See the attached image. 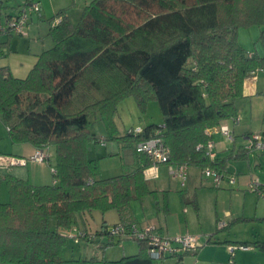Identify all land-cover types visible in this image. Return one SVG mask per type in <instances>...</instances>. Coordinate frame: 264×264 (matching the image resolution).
I'll list each match as a JSON object with an SVG mask.
<instances>
[{"label": "trees", "instance_id": "1", "mask_svg": "<svg viewBox=\"0 0 264 264\" xmlns=\"http://www.w3.org/2000/svg\"><path fill=\"white\" fill-rule=\"evenodd\" d=\"M20 13L5 14L0 3L2 24ZM29 13L34 12L27 13V20ZM47 21L51 46L37 55L26 76L0 67V119L10 140L36 149L53 146L55 152L51 184L33 185L0 171L9 195L0 203V264H87L101 260L69 258L67 251L81 241L134 240L111 234L110 227L137 224L132 202L142 204L154 193L144 178L152 159L136 149L154 128L161 130L169 164L224 174L228 158H209L197 146L212 138L206 129L237 116L235 100L243 82L264 69V52L245 50L237 37L239 28L257 25L264 49V0H91L76 21L67 8ZM11 33L6 29L2 35ZM128 96L142 110L155 100L162 123L145 125L138 134L130 127L99 137L92 117L111 120ZM106 140L118 143L115 154L125 171L101 177L99 158L89 152ZM247 154L238 149L234 157ZM110 210L119 221L108 225L103 219L100 227H89L95 211L104 216ZM70 229L80 232L77 242L66 236ZM137 245L135 254L103 261L153 264L146 244ZM253 245L264 251V241ZM196 249L174 255L178 264Z\"/></svg>", "mask_w": 264, "mask_h": 264}, {"label": "crops", "instance_id": "2", "mask_svg": "<svg viewBox=\"0 0 264 264\" xmlns=\"http://www.w3.org/2000/svg\"><path fill=\"white\" fill-rule=\"evenodd\" d=\"M27 1L28 0H0V3L3 7V13L15 16L20 13ZM31 1L39 3L40 14H37L36 16L35 13H29V21H27L26 24L27 34L25 36H20L16 33L4 34L1 35L0 40V67L6 66L16 77H20V75L11 71V65L8 61V59H10L9 55L15 53L14 56H17L19 55V50H23L22 52H25V55L31 57V63L26 64L27 67H29L28 70H30L37 59V55L42 50L47 49L48 46L50 47L47 38L42 39L43 36L50 37L48 35L49 23L47 19L63 8H67V14L71 18L72 9L79 10L80 14L81 7L89 3L91 0ZM44 23H47V25L45 26ZM30 36L31 40L29 41L27 39ZM31 46H33V49ZM12 59L16 62L22 63L20 59L17 60L15 57ZM235 105L238 122L234 123L231 118L223 122V124H226L233 132V140H226L221 133H214L212 135V140L214 142V157L228 158L223 171L224 177L219 187L213 186L211 179H207L202 174L201 169L195 166H188L187 177L183 183L180 178H173L169 173L170 166H175L174 164L158 163L156 167H148L144 171V178L147 181L149 188L154 190V193L147 195L142 204L138 202L140 204V211L133 207L132 204L135 222L138 225H154L156 231L163 236L171 237L180 234H192L197 237V249L182 255L181 264H223V261L227 259L228 255H230L229 258L231 262L233 258L237 257L242 260L241 258L243 257L256 258L260 255L258 252H255L252 246L247 242H243V246L248 247L243 250L238 248L241 243L233 251H231L229 246L233 245L230 241L231 236L237 238V233L234 232L231 227L232 224L236 227H239L241 224L253 225L251 228L260 232L255 233V231H252L250 233L252 238H255L256 241H264V238H259L260 236L264 237V221L261 220L264 219V193L257 194L256 192L249 190V184L253 179H258L262 189H264V177L255 173L256 167L259 166L256 155L258 152L262 153V151H248L247 157H234L238 149L244 148L247 138L252 132H264V128L261 127V125H264V69L258 70L243 82L242 95L235 100ZM244 108L247 109V112H245ZM260 123L261 125H259ZM105 142L106 141L103 143L104 146ZM115 143L116 146L109 151L110 153L115 154L118 151V143L116 141ZM51 148L52 146L45 149L49 155L48 161L43 163L31 162L30 164L28 163L19 168L13 167L7 170H2L1 176L4 174H13L18 177L26 178L33 185L51 184L53 182L52 168L55 163L50 159L52 156ZM35 149V147L27 143H12L10 150L6 151L5 154L28 156ZM190 168L193 170L190 171ZM163 171H166L169 178L168 184L165 183V185L162 182L160 185H155L154 182V187H151L150 182L157 181L161 177ZM49 175L52 176L51 181H49ZM232 175H235V182L230 184L228 182V177ZM204 181L208 182V186L203 185ZM2 183L3 182H0V184ZM186 183L193 186L191 198L188 202L183 201L181 198L182 194H180L185 190L182 187H186ZM234 186H236L235 190H237V192L234 190ZM240 191H242V193ZM172 194H178L179 202L193 205L196 213V220L192 229L187 227L188 225L186 222V227L180 228L175 223L172 224L167 221V215L172 210ZM159 195H163L166 200L160 202L157 199ZM203 206H206V210H204ZM162 210L164 211V215H160ZM184 211H187L186 208H183V212ZM106 213L103 216L106 224L109 225L119 221L116 212V218H114V216L112 217L113 219L111 222L107 221ZM219 221H224L226 225L219 228ZM257 223H260L261 225ZM227 229L229 230L227 231ZM209 237H211L210 240H208ZM135 250L136 248L128 251L125 248L122 250V253L115 255V257L113 255H108L107 253L106 257L105 254L103 255L105 258L104 260H116L124 255L135 254ZM192 255L195 256L192 257ZM167 258L168 257L164 259ZM177 258L178 257L173 259L174 262H171V264H178Z\"/></svg>", "mask_w": 264, "mask_h": 264}, {"label": "rangeland", "instance_id": "3", "mask_svg": "<svg viewBox=\"0 0 264 264\" xmlns=\"http://www.w3.org/2000/svg\"><path fill=\"white\" fill-rule=\"evenodd\" d=\"M36 16L38 13H35ZM28 15V14H27ZM79 15V10L77 9H72L71 10V19L73 21H76L78 19ZM29 18V16H28ZM29 21V20H27ZM30 23V22H29ZM46 26L47 23H44ZM260 27L257 25H252L249 27H241L238 30V41L239 44L247 51L249 52H259L262 53L264 49H262L261 43L258 39L259 34H260ZM22 36V35H20ZM25 36V35H23ZM47 38L49 45L51 46V39L50 37L43 36L42 39ZM31 40V36L27 39ZM33 49V46H31ZM49 47V46H48ZM19 55L14 56L15 53H11L9 55L8 61L10 63V69L14 73H17V75H20V77H24L29 71V67H27L26 64L31 63L30 61V56L25 55V52H22L23 50H19ZM33 51V50H31ZM17 58V60H21L22 63L14 61L12 58ZM245 109V112H247V109ZM93 119V129L95 132L99 135V137H106L110 134H122L125 132V130L129 129L130 127H137V126H142L144 127L145 125L148 124H161L162 123V113L159 109L158 103L155 100H151L147 103L145 110H142L139 105L137 104L135 98L133 96H128L126 98H123L117 105V110L113 114L112 119L109 120L106 117H100L97 116L95 119ZM261 125V123L259 124ZM262 128H264V125H261ZM102 143H97L91 146V150L89 152L90 157H98V168H99V173L98 175L101 177H107V176H112L116 174H120L125 171V168L122 166V161L119 155H106L110 150L114 149L116 146L115 141L113 140H106L105 146ZM12 145V141L9 138L8 131L4 123L0 119V153H6V151L10 150V146ZM51 161L55 162V152H54V147L52 146L51 148ZM258 158L257 161L259 162V166L256 167L255 173L257 175L264 177V151L262 153L258 152L256 155ZM31 162H29L30 164ZM30 166V165H29ZM15 168H19L20 166H14ZM13 168V167H11ZM49 168V167H48ZM7 170V169H4ZM190 171L193 170L192 168L189 169ZM198 170V169H197ZM49 171V170H48ZM36 172V171H35ZM34 174V172H33ZM39 174V173H37ZM40 175V174H39ZM235 177V175H233ZM187 177V176H186ZM52 176L49 175V181H51ZM168 176L166 171L162 172L161 177L157 181H151L150 186L154 187V182L155 185H160L162 182L165 184H168ZM208 179V178H207ZM0 182H3L0 184V203L8 201L9 195H8V190L7 186L5 185L4 181L0 177ZM189 183V182H188ZM187 184L186 187H182L185 190L182 191L180 194H182L181 198L183 201L188 202L191 198V191L193 186L190 184ZM208 182L204 181L203 185H207ZM165 184V185H166ZM172 185V184H171ZM211 186V185H209ZM159 187V186H157ZM166 187V186H164ZM173 187V186H170ZM167 188V187H166ZM213 188V187H209ZM236 189V186H234V190ZM237 192V190H235ZM242 193V191H240ZM157 199L160 202H163L166 200V198L163 195H159ZM178 194H172V210L170 213L167 215V221L169 223H175L177 226L180 228H185V222L187 223V227L189 229H192L193 224L196 220V213L195 209L192 204L189 203H182L179 202L178 200ZM133 207L138 209L140 211V204L135 201L132 202ZM186 208L187 211L183 212V208ZM235 204V203H234ZM163 206V205H162ZM204 210H206V206H203ZM164 211L162 210L160 212V215H164ZM115 216V217H114ZM112 217L116 218L115 212L113 210H110L106 213V218L107 221H112ZM104 217L101 213L95 212L93 219H90L89 227L91 229H95L100 224L102 223ZM261 225L260 223H257ZM251 224H241L239 227L235 226L232 224L233 231L237 233V238H233L231 236L230 241L233 243L232 246L238 247L240 243L247 242L249 243L252 248L254 249L255 252H258L260 255L256 258H241L242 260L237 258H233L232 262L230 260V255L227 256V259L223 261V264H264V251H261L260 249H257L254 247L253 242H255V238H252V235L250 234L252 231H255V233H258L260 231L258 230H253L251 228ZM229 229H227L228 231ZM226 231V232H227ZM260 234V233H259ZM180 235H186V234H180ZM192 235V234H190ZM259 238H264V237H259ZM71 240V239H70ZM84 244V245H83ZM231 246H229L230 248ZM132 250L136 248V252L138 251V245L137 241L131 240V239H122L120 242H116L111 245H104L102 243H86L84 241L80 242V244H76L74 246V249L72 251H67V255L69 258L73 256V258L82 256V257H94L96 259H99L101 261H91L88 262L87 264H109L105 261H103L104 254L106 257V254L108 255H118L119 253H122L123 249ZM243 250V249H242ZM134 251V250H133ZM237 251V250H236ZM191 256V255H188ZM195 256V255H194ZM192 255V257H194ZM117 257V256H116ZM173 259H176L175 256L168 257L167 259H162V260H153V264H171V262H174ZM64 264H74L73 262H65Z\"/></svg>", "mask_w": 264, "mask_h": 264}, {"label": "built area", "instance_id": "4", "mask_svg": "<svg viewBox=\"0 0 264 264\" xmlns=\"http://www.w3.org/2000/svg\"><path fill=\"white\" fill-rule=\"evenodd\" d=\"M34 12L40 13V5L36 1H31L27 6L24 7L23 12L20 13L19 16L12 18L8 22L2 24L0 22V38L3 32L6 29L11 30L13 33L19 35H26V21H27V13ZM257 69L253 74H255ZM234 123L238 122V117L235 116L231 118ZM131 131L135 134L141 133L143 131L142 126H137L131 129ZM206 135L212 136L214 133H221L224 135L226 140H233V132L226 124H221L216 127H211L206 129ZM161 130L159 127L154 128L153 132L150 134V137L140 141L137 143L136 149L137 151L144 152L150 156L152 159V165L150 167H156L158 163H168L170 154L168 148L165 146L163 139L161 138ZM198 148H204L205 153L209 158L214 157V142L211 139L207 141V143L203 146L202 144H198ZM244 148L248 151L260 150L264 151V132L254 131L252 132L246 141ZM48 153L45 149H35L28 156H16L9 154H0V171L4 169H10L14 166H25L29 162H46L48 159ZM187 168L188 166L185 164L170 166L169 173L173 178H180L184 183L187 176ZM54 169L52 168V172ZM202 174L211 179L213 186L219 187L221 181L224 177L222 172H219L213 168L205 167L202 169ZM228 182L233 184L235 182V177L229 176ZM249 190L256 192L257 194L264 193V189H262L260 182L258 179H253L249 184ZM226 225L224 221H219L218 227L222 228ZM110 233L113 235H118L120 237H129L134 238V240L139 242H144L146 244V250L150 258L152 259H164L168 256H174L180 254L186 250H194L198 247L197 245V237L194 235L186 234V235H177V236H163L159 234L154 225H138L132 223L128 226L122 223H116L110 227ZM80 232L75 229H70L66 232V236L68 238H72L75 242L78 241V235ZM238 248L246 249L247 246L240 245ZM231 251L236 249L235 246L230 247Z\"/></svg>", "mask_w": 264, "mask_h": 264}]
</instances>
